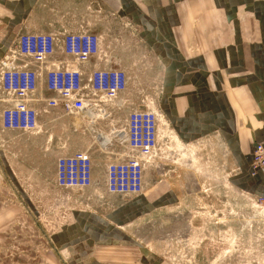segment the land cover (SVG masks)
Segmentation results:
<instances>
[{
    "label": "crops",
    "instance_id": "0c3cea01",
    "mask_svg": "<svg viewBox=\"0 0 264 264\" xmlns=\"http://www.w3.org/2000/svg\"><path fill=\"white\" fill-rule=\"evenodd\" d=\"M80 32L99 38V52L84 62L63 52L60 43L63 35ZM24 33L51 34L56 43L43 62L16 56L18 65L38 73L37 89L25 100L37 113L36 130L2 127L1 112L13 102L0 86V208L22 203L37 219L49 215L40 214L37 203L27 195L50 193L53 185L64 189L55 184L57 158L83 151L90 155V144L85 142L83 148L78 144L87 139V133L102 128L97 121L90 123L65 112L58 94L46 89L45 73L51 64L77 68L83 82L96 69L125 72L124 91L114 100H103L101 106L107 114L105 122L115 114L125 117L104 135L110 141L113 134L127 152L109 147L105 155L92 160L93 174L97 167L105 180L107 163L130 155L118 131L129 112L143 108L139 100L129 98L130 91L132 97L137 94L131 90L129 77L137 73L139 77L140 55L147 57L150 81L154 80L149 93L154 102L149 110L157 116L156 155L161 143L183 153L186 161H199L201 147L217 144L227 160L239 167V184L243 188L254 185L256 191L264 192V172L250 173L251 148L264 142V0H0V59ZM119 33L128 35L126 47L134 51L128 56L130 62L119 60L115 52L111 56L115 48L125 50L112 42L111 36ZM51 99L57 104L49 106ZM166 156L167 161L173 158L167 150ZM149 163L154 175L150 177L143 170L141 192L108 193L105 183L99 193L96 191L100 198L127 199L123 204L103 214L72 204L65 222L50 234L54 244L77 253L93 246L136 244L126 227L178 201V190L168 180L171 174L161 180L158 167L153 165L156 159ZM232 178L237 182V173ZM88 188L93 185L84 189ZM15 195L22 200H16Z\"/></svg>",
    "mask_w": 264,
    "mask_h": 264
},
{
    "label": "rangeland",
    "instance_id": "374dc122",
    "mask_svg": "<svg viewBox=\"0 0 264 264\" xmlns=\"http://www.w3.org/2000/svg\"><path fill=\"white\" fill-rule=\"evenodd\" d=\"M127 37L126 33L111 36L112 42L125 49L111 50L112 58L115 52L116 58L118 55L119 60L130 62L128 56L134 51L127 49ZM142 56L137 59L139 77L138 73L129 77L131 90L134 88L137 94L132 97L130 91L129 98L139 100L143 106L140 109L150 111L154 100L149 93L154 80L150 81L148 59ZM124 118L115 114L105 122L104 117H98L96 121L102 128L90 131L91 134L85 132L88 137L82 138L78 147L83 148L85 142L90 144L88 152L94 162L109 147L127 152L125 144L117 143L113 134L105 146L98 139ZM166 150L173 154L171 160L167 161ZM199 150L201 160L186 161L183 153L160 143L157 155L154 152L144 159L148 176L154 175L149 161L155 158L153 165L158 167L160 179L172 177L168 180L178 190V201L141 216L126 227V233L136 244L127 241L124 245L93 246L77 253L72 249L60 250L50 239L52 231L67 219L72 204L103 214L127 200L118 196L98 197L104 178L94 167L93 188L64 190L53 185L50 193L27 195L37 203L40 214L50 213L43 219L31 215L22 203L0 208V264H264V192L256 191L254 185L243 188L239 184V167L227 160L222 146L215 144ZM166 162L170 166L165 167ZM235 173L237 182L232 178ZM15 199L22 200L19 195Z\"/></svg>",
    "mask_w": 264,
    "mask_h": 264
},
{
    "label": "built area",
    "instance_id": "2783aa9c",
    "mask_svg": "<svg viewBox=\"0 0 264 264\" xmlns=\"http://www.w3.org/2000/svg\"><path fill=\"white\" fill-rule=\"evenodd\" d=\"M56 38L51 34L24 33L19 35L15 47L0 59V86L11 97L13 104L1 112V124L5 129L34 131L37 129V113L25 103L35 92L38 73L16 63V56H28L43 62L55 47ZM61 48L79 62L87 61L99 52V38L88 32L67 33L60 39ZM127 77L121 69L93 70L86 82L74 67L51 64L45 73V87L58 94L65 112L94 123L105 118L103 100H114L126 88ZM56 100H49L54 106ZM118 134L125 140L130 155L123 161H112L105 168V188L108 193L133 195L143 187L144 159L150 158L156 149L157 116L153 111L138 109L128 113L125 125ZM106 144L102 145L105 146ZM250 171L264 172V142H257L250 152ZM93 164L87 152H75L56 160L55 184L64 189H84L94 185Z\"/></svg>",
    "mask_w": 264,
    "mask_h": 264
},
{
    "label": "bare ground",
    "instance_id": "6f19581e",
    "mask_svg": "<svg viewBox=\"0 0 264 264\" xmlns=\"http://www.w3.org/2000/svg\"><path fill=\"white\" fill-rule=\"evenodd\" d=\"M98 139H100L101 142L104 144L105 142H107L106 139H108V138H107V136H105L104 134H100V135L98 136Z\"/></svg>",
    "mask_w": 264,
    "mask_h": 264
}]
</instances>
